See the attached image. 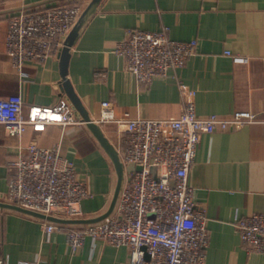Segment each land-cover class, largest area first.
<instances>
[{
    "label": "crops",
    "instance_id": "1",
    "mask_svg": "<svg viewBox=\"0 0 264 264\" xmlns=\"http://www.w3.org/2000/svg\"><path fill=\"white\" fill-rule=\"evenodd\" d=\"M89 1L0 0V97L22 95L26 117L32 107H54L67 99L61 92L58 55L44 63L26 61L21 70L14 66L6 48L11 17L55 5L84 10ZM164 28L172 39H196L197 52L167 78L140 83L115 49L130 30ZM69 79L95 121L105 100L114 102L119 116L127 112L135 118L176 119L185 105L181 84L195 92L200 116L255 114L256 120L241 129L203 134L189 182L195 211L204 210L208 217L205 264H264L263 253L242 245L236 227L237 219L264 213V0H102L72 48ZM100 126L119 148L117 127ZM33 142L59 147L87 182L92 196L82 201L84 219L108 210L118 176L81 120L49 123L40 131L29 125L22 136H11L0 125V200L9 186L8 162L26 155ZM82 225L60 224L46 242L38 218L0 208V259L7 264H128L129 249L103 239L87 237L72 249L66 233Z\"/></svg>",
    "mask_w": 264,
    "mask_h": 264
},
{
    "label": "built area",
    "instance_id": "2",
    "mask_svg": "<svg viewBox=\"0 0 264 264\" xmlns=\"http://www.w3.org/2000/svg\"><path fill=\"white\" fill-rule=\"evenodd\" d=\"M82 10L80 6L55 5L24 10L11 17L6 48L14 66L21 70L26 61L44 63L58 55ZM167 32V28L133 29L117 45L115 53L124 57L126 69L138 82L150 84L157 78H167L196 54V39L179 41ZM181 93L185 105L176 119L135 118L127 112L119 116L112 100L101 102L96 122L117 127L125 181L107 218L67 231V244L72 249L91 237L114 247L126 246L130 252L128 264L206 263L208 217L204 210L194 209L190 171L204 133L241 129L255 121L256 115L237 111L228 116H200L195 110V92L181 84ZM23 109L22 95L0 97V125L11 136H22L29 125L40 131L49 123L80 121L68 101L54 107H32L27 117ZM8 168L6 201L48 216L83 218L82 201L92 194L59 147L44 148L33 142L26 155L8 162ZM39 220L45 241L51 242L60 224ZM236 227L248 251L264 254V213L239 218ZM0 264L7 261L0 259Z\"/></svg>",
    "mask_w": 264,
    "mask_h": 264
},
{
    "label": "water",
    "instance_id": "3",
    "mask_svg": "<svg viewBox=\"0 0 264 264\" xmlns=\"http://www.w3.org/2000/svg\"><path fill=\"white\" fill-rule=\"evenodd\" d=\"M101 1L102 0H90L89 3L86 5L78 21L76 22V24L74 25L70 33L67 35L64 41V44L58 53V59H59L60 74H61V81H60L61 92L65 94L67 101L72 105L77 117L91 131L93 136L97 139L101 147L105 150V152L108 154V156L110 157V159L112 160L114 164V167H115V170L118 176V182H117L113 201L105 213H103L99 217L91 218V219H84V218L65 219V218H60V217H55V216H48V215H44V214H41V213H38L32 210L25 209L23 207L10 203L6 200H0L1 209L18 211V212L25 213L27 215H30L36 218L47 219V220L53 221L58 224H76V225L78 224L79 225V224H89V223H95V222L101 221L107 218L113 212L115 208L120 190L125 181V165L120 158L118 149L110 141V139L106 136L100 124H98L95 120L91 118L88 110L84 106L79 95L76 93L69 79V64H70V59H71L72 48L77 43L88 20L96 13L97 8L99 4L101 3ZM147 258L148 259L150 258L149 255H147Z\"/></svg>",
    "mask_w": 264,
    "mask_h": 264
},
{
    "label": "bare ground",
    "instance_id": "4",
    "mask_svg": "<svg viewBox=\"0 0 264 264\" xmlns=\"http://www.w3.org/2000/svg\"><path fill=\"white\" fill-rule=\"evenodd\" d=\"M52 116H53V117H57L58 115H57V116H55V115H52Z\"/></svg>",
    "mask_w": 264,
    "mask_h": 264
},
{
    "label": "rangeland",
    "instance_id": "5",
    "mask_svg": "<svg viewBox=\"0 0 264 264\" xmlns=\"http://www.w3.org/2000/svg\"><path fill=\"white\" fill-rule=\"evenodd\" d=\"M24 11V10H23ZM118 149V148H117ZM120 155V154H119ZM42 214V213H41ZM44 215H46V214H44ZM40 219V218H39Z\"/></svg>",
    "mask_w": 264,
    "mask_h": 264
}]
</instances>
